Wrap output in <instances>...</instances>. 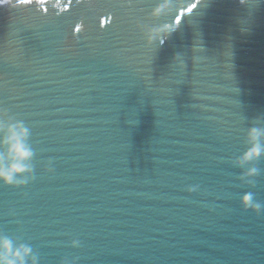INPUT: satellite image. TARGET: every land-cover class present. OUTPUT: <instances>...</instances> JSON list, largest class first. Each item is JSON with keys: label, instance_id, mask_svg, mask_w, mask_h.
Masks as SVG:
<instances>
[{"label": "water", "instance_id": "95a60500", "mask_svg": "<svg viewBox=\"0 0 264 264\" xmlns=\"http://www.w3.org/2000/svg\"><path fill=\"white\" fill-rule=\"evenodd\" d=\"M0 110L34 153L0 235L38 264H264V0H4Z\"/></svg>", "mask_w": 264, "mask_h": 264}, {"label": "clouds", "instance_id": "9594fccd", "mask_svg": "<svg viewBox=\"0 0 264 264\" xmlns=\"http://www.w3.org/2000/svg\"><path fill=\"white\" fill-rule=\"evenodd\" d=\"M3 2L4 0H0V4ZM20 2L29 3L30 0H20ZM7 115V111L0 110V132L4 133L0 137V146L6 150L0 153V183L5 186H23L31 178L24 174L32 172V168L27 162L34 153L26 143L29 135L28 130L22 123L8 122ZM262 137H264V130L258 128L249 130L248 141L251 147L237 160L238 165L244 166L264 155V144L260 142ZM258 171L253 167L248 170L246 175L254 176L258 174ZM187 190L194 192L197 189L195 186H189ZM242 204L246 209L250 208L256 211L262 207L253 201L251 193H246L242 197ZM74 243H78V241ZM29 258H31L32 264H38V257L33 254L30 246L24 244L14 246L10 238L0 235V264H28Z\"/></svg>", "mask_w": 264, "mask_h": 264}, {"label": "snow or ice", "instance_id": "6c2138e0", "mask_svg": "<svg viewBox=\"0 0 264 264\" xmlns=\"http://www.w3.org/2000/svg\"><path fill=\"white\" fill-rule=\"evenodd\" d=\"M189 11H191V9H189ZM76 31H79V28H77Z\"/></svg>", "mask_w": 264, "mask_h": 264}]
</instances>
